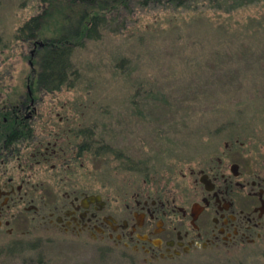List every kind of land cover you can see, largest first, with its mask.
I'll return each mask as SVG.
<instances>
[{
    "label": "rangeland",
    "instance_id": "1",
    "mask_svg": "<svg viewBox=\"0 0 264 264\" xmlns=\"http://www.w3.org/2000/svg\"><path fill=\"white\" fill-rule=\"evenodd\" d=\"M133 5L111 16L116 23L99 40L74 50V86L46 94L35 84L42 42L15 40L17 29L39 13L38 0H0V111L28 96L29 87L61 138L55 148L72 181L93 192L103 184L113 198L133 184L145 187L150 175L181 189L190 185L181 178L196 169L194 162L232 136L264 138V0L231 15ZM80 145L86 150L79 155ZM97 148L104 154L97 156ZM42 242L22 256L40 255L44 264H264V249L257 248L213 244L150 263L128 243L123 252L52 230L42 233ZM7 259L0 254V264Z\"/></svg>",
    "mask_w": 264,
    "mask_h": 264
},
{
    "label": "flooded vegetation",
    "instance_id": "2",
    "mask_svg": "<svg viewBox=\"0 0 264 264\" xmlns=\"http://www.w3.org/2000/svg\"><path fill=\"white\" fill-rule=\"evenodd\" d=\"M28 89V96L0 111V254L8 258L6 264H44L40 255L22 254L40 249L42 233L50 230L90 237L109 248L122 246L123 252L133 245L150 263L213 244L239 251L264 249L260 135L252 140L232 136L215 153L197 159L196 169L181 178L190 185L181 189L165 187L169 178L150 175L145 187L133 184L123 195L117 191V198L106 197L103 184L93 192L86 182L72 181L55 148L61 138ZM78 147L79 155L86 150ZM95 153L104 154L103 148ZM131 238L135 244L130 245Z\"/></svg>",
    "mask_w": 264,
    "mask_h": 264
},
{
    "label": "trees",
    "instance_id": "3",
    "mask_svg": "<svg viewBox=\"0 0 264 264\" xmlns=\"http://www.w3.org/2000/svg\"><path fill=\"white\" fill-rule=\"evenodd\" d=\"M259 0H38L39 13L17 29L15 40L33 43L36 49V87L43 93H56L74 86L77 72L71 60L75 49L85 41L99 40L103 30L116 23L114 13L140 9L172 8L173 11L225 13L231 15ZM133 5V6H134ZM40 42V43H41Z\"/></svg>",
    "mask_w": 264,
    "mask_h": 264
}]
</instances>
